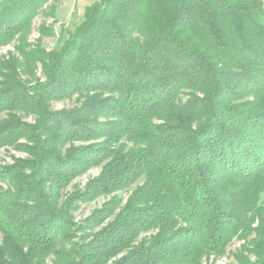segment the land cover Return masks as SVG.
<instances>
[{
  "label": "trees",
  "instance_id": "obj_1",
  "mask_svg": "<svg viewBox=\"0 0 264 264\" xmlns=\"http://www.w3.org/2000/svg\"><path fill=\"white\" fill-rule=\"evenodd\" d=\"M48 1L0 0V46ZM21 55L0 63V148L24 139L32 159L0 171V264H205L235 240L236 264H264V0H97L61 45ZM38 64L45 81L23 82ZM124 138L145 147L111 149ZM106 161L89 193L145 183L75 242L46 187Z\"/></svg>",
  "mask_w": 264,
  "mask_h": 264
},
{
  "label": "rangeland",
  "instance_id": "obj_2",
  "mask_svg": "<svg viewBox=\"0 0 264 264\" xmlns=\"http://www.w3.org/2000/svg\"><path fill=\"white\" fill-rule=\"evenodd\" d=\"M85 0H49L44 4L38 12L35 13L31 21L30 28L22 37L16 38L14 42L8 45L0 46V63L15 58L20 62H25L21 52L24 50L29 52L35 48H42L47 51L53 50L56 46L61 45L62 42L68 38L69 34L75 32L76 28L82 23L84 18ZM22 73V72H21ZM39 79L41 82L45 81L43 77L41 64H38L35 70V77L32 75L21 76L23 82L35 83L34 79ZM3 79L0 70V92L2 90ZM80 106L78 96L63 101L50 102V111H69L75 107ZM10 114L7 110L0 116V119H6ZM24 122L34 124L35 116L23 112H15ZM104 139L93 140L92 142H72L66 144L62 148L64 155L69 154L73 150H78L83 147H97L102 145ZM32 146L26 140L21 139L15 145L5 146L0 148V171L12 167L20 161L31 160V155L26 151L28 147ZM142 144H138L129 140L122 139L118 144L113 145L111 149H123L129 151L131 149L143 148ZM70 150V151H69ZM108 161L98 166L86 167L81 172L77 173L67 183L62 186L46 187V192H55L61 200V207L69 211V220L71 221L70 231L75 238V242H81L83 238H93L105 226L112 222L120 211L125 207L130 197L140 189L145 183V176L140 177L133 185L123 190L116 191L109 194H93L89 193L87 189L89 184L100 177L103 168ZM1 173V172H0ZM8 181L0 174V185L6 190L8 188ZM264 199V196H263ZM102 211H105L102 217L96 221L91 218L98 216ZM77 234V235H75ZM154 233L143 234L138 241L148 240ZM244 244L242 241L235 240L229 247L227 255L214 261L211 259L205 264H236L234 261V254ZM109 264H113L110 262Z\"/></svg>",
  "mask_w": 264,
  "mask_h": 264
},
{
  "label": "crops",
  "instance_id": "obj_3",
  "mask_svg": "<svg viewBox=\"0 0 264 264\" xmlns=\"http://www.w3.org/2000/svg\"><path fill=\"white\" fill-rule=\"evenodd\" d=\"M97 0H85V7H84V12H85V10H86V8L88 7V6H90L91 4H93L94 2H96Z\"/></svg>",
  "mask_w": 264,
  "mask_h": 264
}]
</instances>
